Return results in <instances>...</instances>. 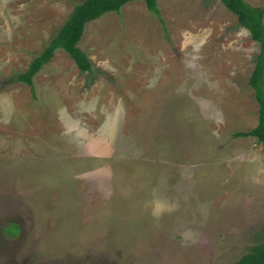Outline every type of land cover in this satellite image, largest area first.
I'll use <instances>...</instances> for the list:
<instances>
[{
	"label": "rangeland",
	"instance_id": "1",
	"mask_svg": "<svg viewBox=\"0 0 264 264\" xmlns=\"http://www.w3.org/2000/svg\"><path fill=\"white\" fill-rule=\"evenodd\" d=\"M83 1L0 0V264H234L264 241V144L233 137L258 44L219 0L138 1L86 26L93 75L59 50L8 83Z\"/></svg>",
	"mask_w": 264,
	"mask_h": 264
},
{
	"label": "trees",
	"instance_id": "2",
	"mask_svg": "<svg viewBox=\"0 0 264 264\" xmlns=\"http://www.w3.org/2000/svg\"><path fill=\"white\" fill-rule=\"evenodd\" d=\"M138 1H144L147 9L165 25L158 0H85L75 6L65 25L51 39L42 54L34 58L29 69L13 75L8 83L27 85L35 97L34 80L36 76L51 63L59 50L68 54L81 73L93 75L94 66L88 55L80 48L86 26L110 13H120L127 4ZM219 1L238 18V26L246 29L251 39L259 46L255 66L248 81V87L252 90L258 105L259 122L255 129L248 132H237L233 137L235 139L254 138L264 144V6L254 7L245 0ZM234 264H264V241L251 247L248 253Z\"/></svg>",
	"mask_w": 264,
	"mask_h": 264
}]
</instances>
